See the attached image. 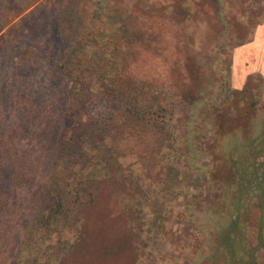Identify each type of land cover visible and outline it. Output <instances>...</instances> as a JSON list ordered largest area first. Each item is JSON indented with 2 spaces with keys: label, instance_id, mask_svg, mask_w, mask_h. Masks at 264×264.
<instances>
[{
  "label": "rangeland",
  "instance_id": "obj_1",
  "mask_svg": "<svg viewBox=\"0 0 264 264\" xmlns=\"http://www.w3.org/2000/svg\"><path fill=\"white\" fill-rule=\"evenodd\" d=\"M226 1L225 8L220 10L215 0H123L128 10L144 23L145 35L151 36L145 47H136L129 71L176 99L177 121L168 116L173 137L160 146L151 133L142 129L111 131L97 150L94 144L85 143L83 151L113 154L140 184L147 197L143 208H137L143 210L145 245L131 240L126 233L131 225H126L127 220L120 213L119 197L106 200V194L96 199L102 204L86 210L77 222L36 226L31 237L21 235L28 218L39 212L30 202L36 197L35 203H39L43 193L45 178L37 152L49 147L47 139L52 140L51 130L46 131L47 122L67 117L70 129L86 122L95 128L112 110L111 103L103 98L86 105L76 99L66 105L65 83L57 80V69L73 47L81 19L91 13V21L99 24L111 2L14 0L10 3L13 13L21 14L15 19L10 14L8 23L0 30V123L6 132L4 145L17 146L24 154L23 166L17 171L30 176V183L27 187L17 183L12 186L18 215L3 227H10L19 219L16 247L20 253L12 256L19 264H192L194 249L200 251L204 246L195 242V236L184 235L185 224L176 217L183 211L182 200L174 189L182 186L196 191L202 185V179L192 172L196 168L188 169L182 180L180 170L191 165L192 159L199 166L208 163L213 140L202 139L199 148L195 146L187 152L183 148L186 122L194 105L200 103V95L202 100L209 98L210 90L219 85L221 78L215 75L216 67L221 74L228 67L229 83L234 90H241L248 76L260 75L264 79V0H248L250 7H241L237 0ZM249 8L259 17L255 27L249 21L254 17L249 14ZM218 18L229 22V32L225 35L219 33ZM112 31L105 25L94 38L103 45V35L110 36ZM86 55H93L91 48ZM173 66L178 69L174 71ZM99 74L100 71L96 72L91 80L93 91L100 84ZM22 112L31 117L25 127L19 125L18 116ZM96 129L103 131L101 125ZM190 130L193 134L198 132L194 122ZM197 135L198 140L201 134ZM70 136L68 133L62 139ZM202 191L205 192L204 188ZM209 193L214 197L219 194L215 187ZM211 209L205 203L199 208L200 216ZM255 215L252 213L248 221V238L253 243L257 233ZM83 237L87 238L88 246L84 245ZM19 243H22L20 247ZM84 246L86 251L82 252ZM101 248L106 249V254ZM9 261L13 259L9 257Z\"/></svg>",
  "mask_w": 264,
  "mask_h": 264
},
{
  "label": "trees",
  "instance_id": "obj_2",
  "mask_svg": "<svg viewBox=\"0 0 264 264\" xmlns=\"http://www.w3.org/2000/svg\"><path fill=\"white\" fill-rule=\"evenodd\" d=\"M11 2L14 0H0L1 31L10 14L13 19L21 14L18 11L13 13ZM110 2L99 24L94 25L91 21V13L81 19L74 33L73 47L57 69V80L65 83L66 105L76 99L86 105L103 98L111 103L109 109L112 110L107 112L103 122L98 123L101 132L96 129L98 125L94 128L90 122L70 129L67 117L47 122L46 131L51 130L52 140L47 139L49 147H42L37 152L45 178L43 193L39 203H35L36 197L30 202L39 212L32 219L28 218L21 234L23 237H31L32 228L36 226L68 225L79 221L86 210L102 204L96 199L106 194V200L119 197L120 213L127 220L126 225H131L126 233L131 240L145 245L141 208L147 203V197L140 184L113 154H101L100 151L87 154L83 151V144H94L97 150L111 131L142 129L163 146L173 137L168 116L177 121L174 113L178 104L169 94L129 71L136 47H145L151 36L145 35L144 23L128 10L123 0ZM247 2L236 1L241 7H246ZM226 3V0H215L220 10ZM247 10L250 15L254 14L249 20L251 25L257 26L258 15L251 8ZM218 20L219 33L225 35L229 32V22ZM105 25L113 31L110 36L103 35L105 43L100 45L94 36ZM88 48L93 55H86ZM177 69L175 67L174 71ZM98 71L100 84L93 91L91 80ZM222 72L216 67L215 75L221 78L219 85L210 90L209 98L202 100L200 95V103L194 105L186 122L188 129L183 148L187 152L195 146L199 148L202 139H211L213 143L209 145L211 158L208 163L199 166L192 159L191 165L180 170L182 180L188 169L196 168L192 172L202 179V185L196 191L182 186L174 189L179 191L183 208L176 217L179 223L185 224L184 235L195 236V242L204 246L200 251L194 249L192 264H264V79L260 75L248 76L243 88L234 90L229 83L228 67ZM170 98L172 101L168 102ZM18 118L22 127L31 120L26 112ZM193 122L197 125V133L201 134L198 140L197 133L190 130ZM68 133L70 138L62 139ZM5 134L3 123H0V264H19L18 259L12 257L20 253L16 247L19 219L10 227L3 226L18 215L15 213L17 205L12 200V186L14 183L29 186L30 176L17 171L23 166L24 154L17 146L4 145ZM214 187L219 192L215 197L209 193ZM205 203L212 209L201 217L199 208ZM138 207L141 211H137ZM252 213H256L254 243L248 238V221ZM82 239L88 246L87 238ZM85 246L81 248L82 252L86 251ZM101 250L106 254V249ZM9 257L13 261L8 262Z\"/></svg>",
  "mask_w": 264,
  "mask_h": 264
}]
</instances>
